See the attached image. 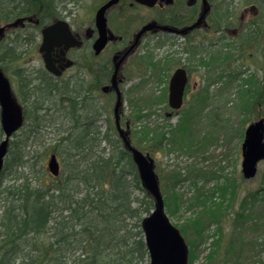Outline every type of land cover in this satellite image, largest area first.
Returning <instances> with one entry per match:
<instances>
[{"label": "rangeland", "instance_id": "1", "mask_svg": "<svg viewBox=\"0 0 264 264\" xmlns=\"http://www.w3.org/2000/svg\"><path fill=\"white\" fill-rule=\"evenodd\" d=\"M230 1L232 0L216 1L217 16L223 15ZM96 2L97 0H64L49 7L47 0H31L30 4L31 12H37L44 7V15L50 13L52 16L63 14L65 8L71 9L81 22ZM0 3L6 13L12 11V5L7 7L5 0H0ZM128 12L131 15L129 19L133 21L127 22L126 19L125 24L112 25L117 33L128 36L154 14L153 11L141 7H133ZM4 15L5 12L0 7V22ZM21 33L20 38L30 37L29 43L25 41L20 48H16V51H22L21 58L13 62H0V67L12 84L14 97L24 107L25 115L23 126L12 135L11 144L9 143L6 156V162H9L1 176L0 189L23 183L36 187L56 181L57 177L47 167L49 155L55 153L62 166V156L57 152L66 141L63 145L57 142L70 130L77 135L82 118L92 119V128L98 129L101 134L114 132V137L120 139L114 121L115 95H106L99 90L100 85L109 81L112 70L110 68L104 69L102 74L100 69L89 71L88 77L93 81L92 89L96 91L90 102L84 100L76 104L74 117L80 124L76 126L72 123L74 119H71L68 104L61 101L66 96H57L47 102L50 108L46 104L41 112L47 115V120L40 122L42 126L38 133L32 135L23 145V139L27 137L30 126H33L31 121L35 114L31 104L22 97L21 92L26 87L22 88L17 71L32 72L30 79L34 85L39 83L36 77L43 71L42 62L37 56L41 41L37 29L29 25ZM15 37L16 34L12 32L3 40L0 56L2 49L11 45ZM206 38L210 41L216 40L208 35L198 38V34L190 40L168 37L162 33L144 38L136 54L130 56L125 67H121L124 77L120 84L124 100L121 127L129 131L128 137L133 146H137L142 152H148L156 163L155 172L158 173L164 196L165 211L186 240L189 250L188 264H222V254L226 252L233 259L240 255L231 264H264V226H261L262 222H253L258 212L263 211L264 203L258 201L251 211L249 204L252 201L247 198L250 192L264 187V160L252 179H246L241 169V144L245 129L251 121L264 117V84L261 81L264 72L254 71L251 63L246 64L239 60L240 56L207 59L216 53H221L222 56L223 52L229 50L231 55L235 52L227 45L226 47L224 41L215 45L210 41L201 43ZM116 46H109L98 59L91 52L92 63L109 59L112 51L117 49ZM245 57L248 56H243V60ZM201 58L205 59L200 60ZM254 59L259 58L255 55ZM181 65L191 67L194 75L191 83L198 87L188 95L182 109L174 112L169 108L166 98L167 82L174 68ZM69 72L85 76L81 70ZM73 84L70 81L69 87L72 88ZM75 88L81 95H87L79 83H76L73 90ZM75 92L73 91V95ZM3 138V131L0 130V142ZM103 145L109 149V144L104 140L101 146ZM20 153L27 160V164L16 167L13 157ZM39 154L42 155L38 157ZM135 194L142 196L138 190ZM243 198L248 199L244 209L241 208ZM4 202L0 200V203ZM201 202L208 206L212 203L217 206L221 204L226 214L220 220L211 215L209 222L203 225V230L197 232L192 220L196 212L203 208ZM237 212L245 214L246 223L240 228L235 227L233 231ZM220 230L223 237L217 245V232ZM228 234L232 236L229 246L225 244ZM149 263V259L142 262Z\"/></svg>", "mask_w": 264, "mask_h": 264}, {"label": "trees", "instance_id": "2", "mask_svg": "<svg viewBox=\"0 0 264 264\" xmlns=\"http://www.w3.org/2000/svg\"><path fill=\"white\" fill-rule=\"evenodd\" d=\"M5 1L7 7L12 5V12L22 14L32 10L31 0ZM63 1L47 0V3L53 7ZM0 7L5 11L1 3ZM26 39L29 43L30 39ZM14 47L7 45L2 49L0 62L21 58L22 54ZM25 71H17L22 88L26 87L21 93L35 115L23 145L38 133L42 126L40 122L47 120V115L41 113L46 104L50 108L47 102L62 94L69 95L68 100L62 97L61 101L68 104L71 119H74L72 123L77 126L79 120L74 117L77 103L72 99L73 91L66 90V85L61 89L51 81L45 86L41 83L32 85V72ZM80 123L77 135L70 130L56 141L62 145L66 141V146L57 152L62 156L63 167L56 181L36 187L23 183L0 189V200L5 201L0 203V264H142L148 259L141 220L153 209V197L140 184L131 153L119 138L114 137V132L101 134L92 128V119L82 118ZM102 140L109 144L108 150L106 145L101 146ZM13 158L16 167L27 164L21 153ZM8 162L0 173V186ZM136 190L142 196L136 195ZM245 198L241 208H245L249 199L253 211L258 201L264 203V187L250 192L247 200ZM201 206L203 208L192 220L197 232L203 230L211 215L220 220L226 214L221 204L208 206L201 202ZM256 217L253 222H262L261 226H264V209ZM245 218L242 212L236 213L233 231L235 227L245 225ZM231 234L225 242L227 245L231 242ZM217 235L219 245L222 231ZM227 253L222 254V264H231L240 257L233 259Z\"/></svg>", "mask_w": 264, "mask_h": 264}, {"label": "flooded vegetation", "instance_id": "3", "mask_svg": "<svg viewBox=\"0 0 264 264\" xmlns=\"http://www.w3.org/2000/svg\"><path fill=\"white\" fill-rule=\"evenodd\" d=\"M108 1L110 0H97L96 4H94L95 6L90 9L88 16L81 20V22L78 21L76 14H73L71 9L67 8L64 9L63 14L58 16H52L50 13L44 15V7L37 12L22 14L18 11H11L9 14L4 11L5 15L3 16V21H1L0 24H11V22L15 21L16 18H20L22 16H30L32 17V20L26 19L22 24L7 27L5 35L0 40V45L7 36L14 32L16 37L13 38V41L9 46L14 45L15 49L17 47L20 48L25 43V41H27L26 37L30 39L29 36H23V38L21 36L20 38V35L22 34L21 32L26 30V27L29 25L34 26L35 29H37L38 36L41 39L37 48V56L42 62L41 71H43L42 74L36 77V81L41 83L42 86H45L46 83L48 84L49 82L47 81H51L53 84L55 83L58 85L61 89H63L62 86L66 85V90L70 88L67 86L69 82L73 81V87L70 89L72 91H76L74 95L72 94V99L77 104L84 102V100L90 102L91 99H94L92 94L96 90H94V88L92 89L93 81L88 77L89 71L100 69V73L102 74L104 69L110 68H112V70L108 78L109 81L100 85L99 90H101L106 95H111V93H113L115 95L116 102L117 90L112 86L111 79L114 69L116 68V63L119 62L125 51L130 48V45L135 40V34L142 26H144L146 23H149L150 21H155L159 25L162 24L169 27H175L177 32L169 31L163 28L151 29L144 32L139 43L134 49L130 51L128 55L123 58L117 68L125 67L130 59V56L136 54V51L139 49L146 36L162 33L168 37L173 36L174 38L182 40H190L194 37H197V34L198 38H204V36L206 37V35H208L216 39L215 41H210L208 38H206L201 40V43L203 44L210 41L215 45L224 41L226 42L225 46L227 45L228 48L232 49L235 53L231 55L229 50L223 52L224 55L222 54V56L221 53H216L207 59L225 58L226 56H240L239 60H242V62L246 64L251 63L254 71L260 73L264 72V0H232L227 5L222 16H217L215 12L217 0H156V3L153 5H146L136 0H117L116 2H113L107 6L104 12L106 17V26L108 27V35L110 37L108 38V42L104 48L97 54L93 48V45L99 36V27L97 26V12ZM205 4L209 5L207 13L203 16L201 24L194 25L196 24V21L202 16ZM133 7H141L147 11H153L154 14L150 16V18L145 23H143L138 30L133 32L131 36L122 34L120 32L117 33L112 25H118V23L125 24L126 19H128L127 22L133 21L129 19L131 15L128 12V10ZM58 21H63L66 23L67 27H69L72 37L75 38V41L77 40L78 43L77 45H71L67 48H65L64 44L55 45L52 47L48 58L52 61V67L54 71H56V73H53L45 68V60L43 56L47 50L41 51L40 46L43 42L42 38L44 27L53 25ZM113 44L117 45V49L115 48L112 51L109 59L106 61H99L95 64L92 63L93 59L91 58V52L93 53L94 58L98 59L105 51L109 49V46ZM20 53L22 54V51H20ZM255 55H257L259 59H254ZM243 56L248 57H245L243 60ZM204 59L201 58L200 60ZM121 69L116 78L118 89H120V84L124 80V77L121 74ZM177 69H184L187 79L182 95V104L178 108H173L169 104V84L174 72ZM70 70H74V72H78V70L84 71L85 76L75 75L74 73L69 72ZM193 76L194 75H192L191 67L188 65H181L174 68V71L171 73L167 82L168 93L166 92L168 106L172 109V111L176 112L177 110L182 109V106L188 99V95L198 87L197 84L191 83ZM261 81L264 84V75L261 77ZM33 83L32 85H34ZM76 83H79L81 88L86 91L87 95H81L77 88L73 90V88L76 86ZM120 91L123 97V92L121 89ZM61 96H66L64 99L67 100L69 98V95L67 96L62 94Z\"/></svg>", "mask_w": 264, "mask_h": 264}, {"label": "water", "instance_id": "4", "mask_svg": "<svg viewBox=\"0 0 264 264\" xmlns=\"http://www.w3.org/2000/svg\"><path fill=\"white\" fill-rule=\"evenodd\" d=\"M117 0H110L103 5L97 12L99 27V36L93 45L95 52L98 54L108 42V27L106 26V17L104 12L111 3ZM146 5H153L156 0H136ZM209 5H204L202 16L196 21L201 24L203 16L207 13ZM32 20L30 16H22L16 18L11 24H0V40L6 33L7 27L22 24L24 20ZM193 25V26H194ZM163 28L169 31H176L175 27L159 25L155 21H150L140 28L135 34V40L130 48L125 51L112 74V86L117 90L116 102L113 107L114 121L116 123L119 136L124 143L126 149L131 153L133 163H136L137 173L139 174L143 188L153 197V210L141 220L144 241L148 249L149 264H188V246L184 236L179 229L173 225L169 216L166 214L164 205V196L161 193L158 174L155 173V162L149 153H144L136 146H133L128 137L129 131L121 128L120 115L122 112V93L117 87V75L121 68L120 65L123 58L130 53L132 49L139 43L144 32ZM192 28V27H190ZM43 42L40 46L41 51L47 50L44 54L45 68L53 73L54 71L51 60L48 58L50 50L55 45L64 44L65 48L71 45H77L78 41L72 37L69 27L63 21L55 22L53 25L44 27ZM187 76L184 69H177L170 80L169 104L173 108H178L183 101V92L185 89ZM0 116L1 126L4 134L3 140L0 142V173L3 170L5 157L8 152V144L11 136L22 126L24 115L22 106L17 102L16 97L12 93V86L7 75L0 69ZM128 128V123H127ZM244 141L242 143V164L241 169L243 176L247 179L256 175L259 162L264 159V118L251 122L245 130ZM47 167L53 175L60 172L59 162L54 154L50 155Z\"/></svg>", "mask_w": 264, "mask_h": 264}]
</instances>
